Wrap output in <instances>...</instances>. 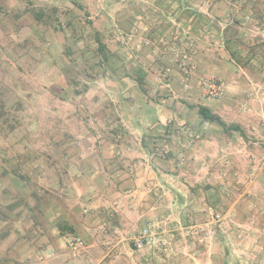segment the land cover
Listing matches in <instances>:
<instances>
[{"label": "rangeland", "instance_id": "374dc122", "mask_svg": "<svg viewBox=\"0 0 264 264\" xmlns=\"http://www.w3.org/2000/svg\"><path fill=\"white\" fill-rule=\"evenodd\" d=\"M214 5L238 51L222 49L233 59L227 80L197 72V50L211 47L213 30L183 26L175 15L181 6L213 20ZM183 53L195 62L187 88ZM205 75L223 80L222 96L204 94ZM200 105L238 129L204 127ZM120 119L142 127L129 134ZM123 138L134 152L169 149L173 169L195 168L201 175L184 177L222 193L216 203L196 198L158 214L126 207L120 223L111 208L87 210L95 229L83 240L101 248L90 264H264V0H0V154L16 156L7 166L34 171L65 150L119 156ZM187 150L198 154L184 159ZM153 220L165 237L173 234L170 242L134 249L130 233Z\"/></svg>", "mask_w": 264, "mask_h": 264}, {"label": "crops", "instance_id": "0c3cea01", "mask_svg": "<svg viewBox=\"0 0 264 264\" xmlns=\"http://www.w3.org/2000/svg\"><path fill=\"white\" fill-rule=\"evenodd\" d=\"M197 11L186 14L185 8L180 6L175 13L183 26L187 23H192L193 28L199 29L209 26L214 32L215 39L207 43V46L211 47L205 49H214L216 54L203 50L204 46L200 45L196 54L197 72L212 71L227 80L230 73L226 65L230 66L233 59L227 57L228 55L224 56L222 52V49H225L227 53L225 46L228 42L223 36L224 29L218 25H223L218 18L220 11L215 5L208 8L214 21ZM141 73L142 71L139 74ZM140 111L136 109L134 113L137 120L141 115ZM161 116L160 112L156 115L157 122L153 126L160 124ZM137 120L130 124V128L123 119L119 121L130 134L132 130L137 131L142 127ZM154 130L158 131L157 128ZM124 139L119 140V156L116 155L119 151L106 155L101 152L75 154L65 150L55 153L48 165L37 164L34 171L28 168L17 171L18 168L8 167L7 159H14L15 154H0V205L3 209V215L0 214V264L94 262L95 258L101 255V248L96 242L86 241V248L78 254L71 253L67 248L69 238L76 236L88 239L93 233L94 222L86 213L91 208L99 207V210L106 211L107 214L112 212L110 208L113 209L117 212V217L114 218L117 221H114L120 223V220L123 221L122 216L127 213L126 207L133 208L134 205L147 209V214L150 211L152 214H158L161 210L167 212L166 208L172 209L177 204H190L196 198L207 200L210 204L219 201L222 187L211 185L203 188L200 183L194 184L185 178L184 176L196 179V175L201 174L195 168L186 166L178 170L173 169L170 165L169 149H165L164 153L149 150L147 152L146 149L141 153L137 152L138 150L134 152L131 151L133 148L129 149V144ZM153 144L157 145L156 142ZM145 145L146 142H143L142 146ZM193 154L198 152L187 150L183 157L185 159ZM93 159L98 163L93 164ZM142 159L146 162L143 166ZM9 162L11 163V160ZM22 170L24 174L18 173ZM80 172H83L84 176H81ZM177 177L180 178L178 183ZM199 192L202 195L206 193L207 196L200 198ZM35 206L36 210L33 208ZM135 216L138 217L139 214ZM104 219L105 223H109L106 215L100 218L101 224H105ZM10 224L14 225L11 227ZM91 237L95 239L94 235ZM98 263L100 260L96 262Z\"/></svg>", "mask_w": 264, "mask_h": 264}, {"label": "built area", "instance_id": "2783aa9c", "mask_svg": "<svg viewBox=\"0 0 264 264\" xmlns=\"http://www.w3.org/2000/svg\"><path fill=\"white\" fill-rule=\"evenodd\" d=\"M178 66L180 68L182 77L181 82L185 88L189 87V83L192 80L193 72L195 69V62L192 54L183 53L181 58H178ZM204 94L210 98L216 99L224 94L225 83L222 79L214 78L210 75H205L203 79ZM208 121H204V127H207ZM159 226L156 225V221H150L145 224L140 230L130 233V239L133 248L138 250L144 247H154L157 249H165L170 238L173 234L168 232V237ZM166 235V236H167ZM201 241V239H200ZM67 248L73 254H78L86 248V243L80 237H71L67 241Z\"/></svg>", "mask_w": 264, "mask_h": 264}, {"label": "trees", "instance_id": "16d2710c", "mask_svg": "<svg viewBox=\"0 0 264 264\" xmlns=\"http://www.w3.org/2000/svg\"><path fill=\"white\" fill-rule=\"evenodd\" d=\"M96 42L98 43V46H97V49L99 50V52L101 53L103 59H105V56H104V50L106 48L105 44L102 43L100 41V39L98 38V35L96 33ZM227 45V48L231 51V55H234L236 56L237 52L238 51H235L234 48L232 46H230L229 42L226 44ZM197 113L198 115L203 119V120H207L209 121L211 124H214V125H218L220 127H222L223 129L227 130V129H238V126H234V125H227L222 119L221 117L212 112L210 110V108H208L207 106H203V105H200L198 106L197 108ZM120 128V127H119Z\"/></svg>", "mask_w": 264, "mask_h": 264}]
</instances>
